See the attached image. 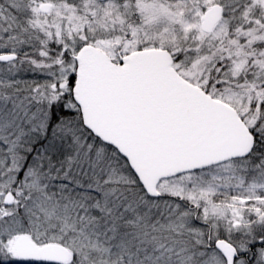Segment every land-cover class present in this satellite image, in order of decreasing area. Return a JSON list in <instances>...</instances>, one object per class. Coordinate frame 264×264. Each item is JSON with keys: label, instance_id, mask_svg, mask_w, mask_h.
Listing matches in <instances>:
<instances>
[{"label": "snow or ice", "instance_id": "snow-or-ice-1", "mask_svg": "<svg viewBox=\"0 0 264 264\" xmlns=\"http://www.w3.org/2000/svg\"><path fill=\"white\" fill-rule=\"evenodd\" d=\"M0 264H264V0H0Z\"/></svg>", "mask_w": 264, "mask_h": 264}]
</instances>
